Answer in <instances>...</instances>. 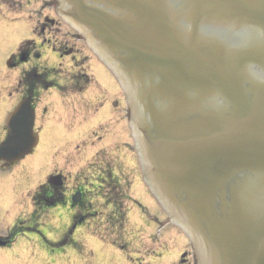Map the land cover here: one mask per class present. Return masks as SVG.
<instances>
[{
    "label": "water",
    "instance_id": "water-1",
    "mask_svg": "<svg viewBox=\"0 0 264 264\" xmlns=\"http://www.w3.org/2000/svg\"><path fill=\"white\" fill-rule=\"evenodd\" d=\"M63 1L123 85L145 181L199 264H264V0ZM15 135L0 158L32 147Z\"/></svg>",
    "mask_w": 264,
    "mask_h": 264
},
{
    "label": "flooded vegetation",
    "instance_id": "flooded-vegetation-1",
    "mask_svg": "<svg viewBox=\"0 0 264 264\" xmlns=\"http://www.w3.org/2000/svg\"><path fill=\"white\" fill-rule=\"evenodd\" d=\"M40 1L47 13L36 19L37 39L12 53V69L19 73L9 86L15 88L12 95L5 85L3 92L17 102L32 98L40 137L47 122L56 130L43 181L27 193L21 191L23 184L11 189L8 180L0 181V248L30 235L24 245L26 264L56 262L51 255L62 258L65 250H83L86 241L100 246L86 264H159L170 253L176 257L174 264H197L191 246L173 230L156 235L127 226V202L145 213L138 198L149 194L133 162L127 105L115 83L107 89L115 92L112 99L103 98L104 90L89 83L88 71L99 65L97 58L81 36L71 33L58 13V2ZM24 6L9 7L18 13ZM28 74L37 75L39 83L29 82ZM6 116L0 113V119ZM0 125L1 142L7 131L2 121ZM15 165L1 162L0 173L12 172ZM40 249L43 255L37 254Z\"/></svg>",
    "mask_w": 264,
    "mask_h": 264
},
{
    "label": "rangeland",
    "instance_id": "rangeland-1",
    "mask_svg": "<svg viewBox=\"0 0 264 264\" xmlns=\"http://www.w3.org/2000/svg\"><path fill=\"white\" fill-rule=\"evenodd\" d=\"M8 3V2H7ZM34 3L36 4L35 8L39 11L35 12L38 16L40 13H47V10H43L45 6L44 1L42 3H37L36 0H17L14 4H8L9 6H14L21 4L29 5L32 8L34 7ZM7 7V6H6ZM12 9L9 7L8 10ZM2 11V12H1ZM16 11V10H14ZM1 13L4 10H0ZM26 13H30L29 11L24 10ZM0 13V80L5 79L8 77V80L5 82V86L9 85L10 82L14 80L12 76L15 77L18 75V71H13V73L8 69L7 66V56L12 53L13 51L17 50L20 43L25 40H33L34 33H33V22L29 19V15L21 17L17 21H12L9 17L5 18ZM15 15V14H13ZM95 78L100 85L101 88L105 89L108 88L110 82L107 76L104 73V70H100L99 68L92 70ZM13 85V84H12ZM15 88L12 87L11 89L8 88V93H13L12 90ZM16 91V90H15ZM12 95V94H11ZM115 92L111 90L105 91L103 98L105 99H112L114 98ZM16 103L13 100H9L8 95H4V92H0V113L5 116L14 108ZM0 121L4 122L5 118L0 119ZM1 128V125H0ZM56 126L54 124H50L49 122L46 123V127L44 128L45 134L41 139L39 145L35 148V152L23 159L20 163L15 165V169L9 173H0V181H7L9 182V187L11 189L19 186L24 185L21 191L27 193L31 190L35 185L40 183L45 179L46 172L49 169L48 162V148L50 146V137L55 136ZM154 202L151 200L149 201L148 208L154 210ZM135 217L138 221H140L143 225V228L147 233H157L160 224L156 220H152L153 217H157V214L151 213L148 216L143 215L140 211L135 209ZM131 217V215H129ZM160 219V218H159ZM162 220V219H160ZM95 243V242H94ZM25 241L21 239L20 241L13 243L12 245H8L6 247L0 248V264H26V260L24 259V254L27 252L25 248ZM87 248L83 250H75L69 249L63 252L64 256L58 262H48V264H86L88 259L93 255L94 248L97 250L100 249L99 244H91L90 241H86ZM176 257L174 253H170L166 255L163 260L159 262V264H174ZM152 264V263H149Z\"/></svg>",
    "mask_w": 264,
    "mask_h": 264
}]
</instances>
